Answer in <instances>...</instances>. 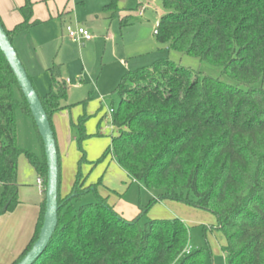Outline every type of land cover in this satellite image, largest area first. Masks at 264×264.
<instances>
[{
  "label": "trees",
  "instance_id": "16d2710c",
  "mask_svg": "<svg viewBox=\"0 0 264 264\" xmlns=\"http://www.w3.org/2000/svg\"><path fill=\"white\" fill-rule=\"evenodd\" d=\"M162 2L168 12L156 28L157 41L220 67L235 83L202 75L168 58L128 71L116 90L120 102L112 124L118 134L93 164L113 152L128 176L157 197L128 220L98 194L101 181L85 185L80 168L71 191L62 197L59 157L58 226L33 264H202V250L188 249L189 233L182 220L141 223L152 203L166 199L216 214L227 240L226 264H264V0ZM105 10L115 17L116 1ZM18 11L21 21L12 29L0 17L12 43L39 24L32 0H25ZM128 24L123 19L122 26ZM49 73L50 91L39 96L55 134L52 118L68 107L63 104L68 85L60 66L54 64ZM15 87L24 112L33 118L0 48V216L20 204L22 154L44 179L46 193L47 161L37 126L41 158L18 143ZM86 121L84 115L73 123L81 150L88 137ZM86 159L84 152L79 164ZM89 192H95L97 203L76 207L74 201ZM45 205L44 198L35 232L12 264H18L38 239Z\"/></svg>",
  "mask_w": 264,
  "mask_h": 264
},
{
  "label": "rangeland",
  "instance_id": "374dc122",
  "mask_svg": "<svg viewBox=\"0 0 264 264\" xmlns=\"http://www.w3.org/2000/svg\"><path fill=\"white\" fill-rule=\"evenodd\" d=\"M113 1L32 0L34 19L39 24L24 33L21 42L14 39L13 45L40 96L50 91L49 68L54 64L61 67L63 78L69 80L68 94L63 101L68 107L58 112L66 122L61 118L62 124L55 130L59 145L61 196L65 197L71 191L80 168L86 178L85 185L101 181L97 186L98 194L106 197L113 208L116 206V212L130 220L133 219V212L137 211L138 215L140 208L149 205L157 193L130 178L118 164L113 152L96 166L93 164L112 146V138L118 134L112 124L110 110L118 108L120 97L116 90L125 74L168 58L202 75L220 78L229 84L235 82L223 75L220 67L193 55L169 49L167 44L157 41L156 28L161 17L168 12L162 0H115L119 12L111 18V13L105 7ZM65 16V25L79 23L87 27L93 40L77 41L71 38L63 27L62 19ZM125 18L129 24L122 26ZM14 98L18 101L15 112L19 146L41 158L43 145L40 136L33 118L24 112L20 104L22 96L17 87L14 88ZM84 115L87 117L85 128L88 137L82 147L87 159L79 164L84 152L80 149L78 128L72 126L71 122H78ZM37 178L34 167L22 154L19 158L18 181L26 185L22 188L28 189L29 197L38 193ZM42 187L45 188L44 183ZM87 203H97L95 192H89L74 201L76 207ZM155 218L182 220L189 233L188 249L202 250V264H226L224 247L227 240L213 212L166 199L152 203L147 214L141 218V223ZM3 254L0 252V256Z\"/></svg>",
  "mask_w": 264,
  "mask_h": 264
},
{
  "label": "water",
  "instance_id": "95a60500",
  "mask_svg": "<svg viewBox=\"0 0 264 264\" xmlns=\"http://www.w3.org/2000/svg\"><path fill=\"white\" fill-rule=\"evenodd\" d=\"M159 26V24H158ZM157 26V27H158ZM0 48L10 64L17 82L29 105L34 122L44 144L47 161V183L45 193V214L40 234L30 251L18 264H33L46 250L58 226V186H59V152L57 140L51 122L43 107L40 96L7 32L0 22Z\"/></svg>",
  "mask_w": 264,
  "mask_h": 264
},
{
  "label": "crops",
  "instance_id": "0c3cea01",
  "mask_svg": "<svg viewBox=\"0 0 264 264\" xmlns=\"http://www.w3.org/2000/svg\"><path fill=\"white\" fill-rule=\"evenodd\" d=\"M23 4H24L23 0H0V17L7 29H12L16 24H18L21 21V14L19 13L18 8ZM57 13H59V8H57ZM140 15H142V13ZM66 18L67 16H65V18L62 19L64 29L66 27L65 25ZM75 24L81 25L79 23H75ZM24 33L26 34L27 31L20 33L15 38V41L18 40L19 42H21V38H22L21 36ZM68 81L69 80H66V82ZM58 114L59 113L53 116L55 130L62 124L60 123L61 118L62 121L66 122V119H64L63 115L59 116ZM71 123L73 126V123L76 124L77 122L72 121ZM63 125L64 127H66L64 122ZM56 131L55 134L57 133ZM57 145H58V141H57ZM58 151H59V145H58ZM18 183H19L20 204L14 211L7 212L2 216H0V252H4L3 256L2 255L0 256V264H8L12 260H15V257L23 250L25 245L28 243L29 239H31V237L35 232L36 225L41 214L42 204L45 198L43 191L44 188L40 187L38 183H36L38 188L37 189L38 193H36L34 197H29L27 193L28 189L22 188L23 186L26 185L21 184L19 181ZM114 208L116 209V206H114ZM136 215H137V211H134L133 216L131 217L134 218Z\"/></svg>",
  "mask_w": 264,
  "mask_h": 264
},
{
  "label": "built area",
  "instance_id": "2783aa9c",
  "mask_svg": "<svg viewBox=\"0 0 264 264\" xmlns=\"http://www.w3.org/2000/svg\"><path fill=\"white\" fill-rule=\"evenodd\" d=\"M66 32L69 34V36L77 41H89L93 39V36L91 35V33L89 32V30L87 28H85L84 26L78 25V24H68L65 27ZM115 109H111L110 113L113 115ZM37 183L40 187L43 186V179L39 176V178L37 179Z\"/></svg>",
  "mask_w": 264,
  "mask_h": 264
}]
</instances>
